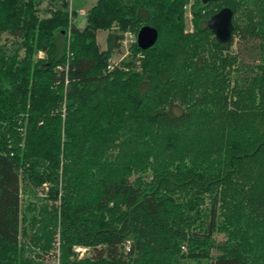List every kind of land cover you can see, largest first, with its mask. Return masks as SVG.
Listing matches in <instances>:
<instances>
[{
	"label": "trees",
	"instance_id": "obj_1",
	"mask_svg": "<svg viewBox=\"0 0 264 264\" xmlns=\"http://www.w3.org/2000/svg\"><path fill=\"white\" fill-rule=\"evenodd\" d=\"M188 1L96 0L79 28L69 0H0V264H46L56 227L60 264H264V0H194L184 33ZM144 25L141 69L106 71ZM44 183L59 205L22 212Z\"/></svg>",
	"mask_w": 264,
	"mask_h": 264
},
{
	"label": "rangeland",
	"instance_id": "obj_2",
	"mask_svg": "<svg viewBox=\"0 0 264 264\" xmlns=\"http://www.w3.org/2000/svg\"><path fill=\"white\" fill-rule=\"evenodd\" d=\"M48 2L49 0H42V3L39 6V14L41 16H48L47 9L50 6ZM95 2L96 0H69L68 11H69L70 23H76L77 27L82 28L85 24V16L87 10ZM193 2L194 0H189L188 3L184 6V33H191L194 30L192 23V13H191V6ZM73 9L78 10L75 16L71 14ZM113 27H117V26H113ZM137 32L132 31L130 28L123 31L122 34L124 37V41L121 43L119 50L113 53L108 58L107 65L105 67L106 71L112 70L114 67L119 66L122 61L129 60L131 57H134L133 69L136 71H139L141 69V60L144 59V54L141 52H137L135 53V55H133L134 45L136 44L135 38L137 37ZM107 33L108 30H97L96 42L101 49L106 48ZM14 41L15 39L12 36H10L8 33L2 34V37L0 39V43L5 45V47L10 50L16 46V44H14ZM236 48H237V43L236 45L234 44L233 46L234 50H236ZM20 53L22 54V51ZM43 55L44 54L42 52H39L37 54V56L39 57H42ZM128 69H129L128 66L124 68V70H128ZM47 191H48V185L46 183L36 188L30 186H25V187L23 186L21 191L22 212H25V207L28 203L30 204L33 203L37 207H40L43 204H47L48 206L52 204L53 207L56 208L59 205V199L51 203V201L47 198L48 196ZM57 229L58 228L56 227L49 248L44 251L37 249L38 256L35 258L36 260L42 261L46 264H60V258H59L60 241H59ZM215 239L222 240L224 239V236L223 234L218 233L216 234ZM78 247L80 248L79 250ZM83 249H85V247H83L82 245L73 246V250L77 253L78 258L87 255V251H86L87 249L85 250ZM213 253H215V250H213Z\"/></svg>",
	"mask_w": 264,
	"mask_h": 264
},
{
	"label": "water",
	"instance_id": "obj_3",
	"mask_svg": "<svg viewBox=\"0 0 264 264\" xmlns=\"http://www.w3.org/2000/svg\"><path fill=\"white\" fill-rule=\"evenodd\" d=\"M210 1L218 0H203V2ZM232 16L233 13L230 8L222 7L209 20L208 27L213 31L215 37L221 43H225L231 39L233 30ZM157 37L158 32L154 27L144 25L137 32L136 44L140 49L146 50L155 44Z\"/></svg>",
	"mask_w": 264,
	"mask_h": 264
},
{
	"label": "built area",
	"instance_id": "obj_4",
	"mask_svg": "<svg viewBox=\"0 0 264 264\" xmlns=\"http://www.w3.org/2000/svg\"><path fill=\"white\" fill-rule=\"evenodd\" d=\"M124 41V37H123V39H122V41H121V43ZM135 41H136V38H135ZM109 65V64H108ZM80 248L78 247V250H79ZM86 249V248H85ZM85 249H83V250H85Z\"/></svg>",
	"mask_w": 264,
	"mask_h": 264
}]
</instances>
